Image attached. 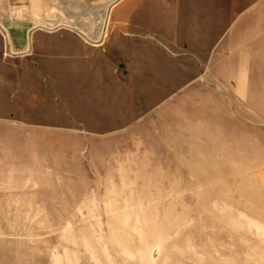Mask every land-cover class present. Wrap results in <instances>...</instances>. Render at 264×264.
I'll return each instance as SVG.
<instances>
[{
	"label": "rangeland",
	"instance_id": "374dc122",
	"mask_svg": "<svg viewBox=\"0 0 264 264\" xmlns=\"http://www.w3.org/2000/svg\"><path fill=\"white\" fill-rule=\"evenodd\" d=\"M56 6L35 78L0 24V264H264V0Z\"/></svg>",
	"mask_w": 264,
	"mask_h": 264
},
{
	"label": "crops",
	"instance_id": "0c3cea01",
	"mask_svg": "<svg viewBox=\"0 0 264 264\" xmlns=\"http://www.w3.org/2000/svg\"><path fill=\"white\" fill-rule=\"evenodd\" d=\"M65 3H78L79 5H85L94 1L103 0H62ZM138 0H113L114 11L113 14L117 16L115 18V24H125L131 7ZM60 7V6H58ZM56 6V0H0V13L4 11V14H0V24L4 27V30L10 39L12 46L21 50H28V54L32 56V62L27 61L25 67H23V73L35 78L38 73V67L44 64L46 57L56 58L62 52H69L70 54L78 51L74 46L75 41L69 40L71 44H62L61 35L45 36L38 31V27L48 20L47 15L51 14V10L58 8ZM14 10H19L21 14L20 19L13 17ZM56 17V14H53ZM50 41L53 44H50ZM49 44H46L48 43ZM1 52V43H0ZM60 57V56H59ZM58 57V58H59ZM73 61V60H72ZM13 62L2 63L0 60V108L3 106H13V102H6L9 97L7 82H12V65ZM40 64V65H39ZM8 71V74H7ZM32 79V78H31ZM11 106V107H12Z\"/></svg>",
	"mask_w": 264,
	"mask_h": 264
}]
</instances>
